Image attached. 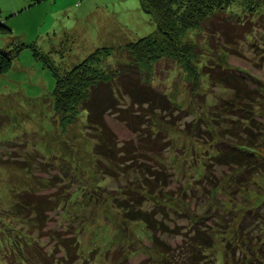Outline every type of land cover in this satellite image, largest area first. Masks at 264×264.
Instances as JSON below:
<instances>
[{
	"label": "rangeland",
	"instance_id": "374dc122",
	"mask_svg": "<svg viewBox=\"0 0 264 264\" xmlns=\"http://www.w3.org/2000/svg\"><path fill=\"white\" fill-rule=\"evenodd\" d=\"M256 6H260L264 16V0H257ZM238 7L234 11H241L245 17L251 14ZM0 17L13 31L11 37L26 45L20 56L0 74V232L4 236L21 239L27 235V223H20L9 212L14 194L32 189L57 193L59 203L49 229L63 231L66 225L76 229L81 257L78 264H147L148 257L154 264H165L161 263L160 249L153 247L155 243L147 225L131 218L141 210V203L145 210H155L159 217L165 213L178 220L170 223L172 227L211 224L214 227L211 233L215 231L213 236L217 238L211 249L213 255L219 257L217 264H223L227 248L218 233L222 236L230 232L233 223L239 222L245 236L256 238L261 234L264 219L261 224L256 222L259 216L264 218V177L243 187L234 183L229 190L211 189L210 195L200 182L204 163L214 151L212 140L199 135L195 122L199 119L211 122L214 108L209 105L216 104L215 94L219 93L218 88L209 84L207 76L195 79L185 68L176 67L171 73H161L155 80L173 103L185 109L175 119L178 124L170 129L167 139L170 144L162 154L169 184L155 195L142 187V170L138 166L133 169L130 165L118 167L105 162L107 168L116 173L113 175L107 174L102 163L97 164L94 140L86 127V113H80L66 126L61 118L52 117L55 75H64L99 48L107 47L112 51L107 60L109 64L124 63L127 44L157 30L139 0H0ZM260 31L256 39L250 37L236 47L241 54L225 52L220 44L209 42L206 34L189 31L185 41L198 45L201 53L192 66L202 72L204 65L210 70L220 62L264 80V70L255 66L261 62L264 50L261 44L257 50L250 46V41L263 42ZM5 47L6 43L0 38V49ZM32 47L41 55H35ZM106 120L121 141L135 139L133 132L116 115L108 114ZM183 122L191 126H183ZM202 126L205 127L203 123L199 127ZM17 145L25 146L24 152L20 150L22 154L37 145L39 152L48 157V161H54L50 163L54 165L47 167L46 172L34 173V169L28 172L1 163ZM148 156V160L141 158L139 163L155 160L152 154ZM220 170L221 178L229 169ZM223 179L224 183L228 180ZM53 182L55 189L51 188ZM121 204L126 207L120 208ZM222 222L226 230L219 228ZM162 240L174 249L177 258H184L185 237L171 234L164 235ZM49 244V240L44 243L50 247ZM237 246V243L232 244L240 256ZM246 248L243 256L247 253L253 259ZM229 252L232 257L233 250ZM128 255L130 259H126ZM1 258L0 253V264H6Z\"/></svg>",
	"mask_w": 264,
	"mask_h": 264
},
{
	"label": "trees",
	"instance_id": "16d2710c",
	"mask_svg": "<svg viewBox=\"0 0 264 264\" xmlns=\"http://www.w3.org/2000/svg\"><path fill=\"white\" fill-rule=\"evenodd\" d=\"M139 1L157 30L128 43L124 63L109 64L107 60L112 51L107 47L99 48L84 61L66 70L64 75H55L52 117L61 118L66 126L80 113H86V127L94 140L93 153L97 164L102 163L107 174L112 171L105 162L118 167L130 165L133 169L138 166L142 170V187L150 189L155 195L169 184L162 154L170 144H167L170 129L178 124L175 119L185 111L168 98L166 90L157 86L155 80L163 72L171 73L176 67H182L195 79L207 76L209 84L219 90L215 94L218 98L216 104L209 105L214 108L211 122L204 123L203 119L195 122L199 135L209 136L213 143L214 153L205 161L204 176L200 181L207 195H210L211 189L229 190L234 183L243 187L258 177H264V80L220 62L211 66L210 70L208 65H204L202 72L198 71L192 66L197 55L201 54L198 45L185 41L189 31H197L206 34L209 42L220 44L225 52L241 54L236 49L240 43L247 42L250 37L256 39L260 30L258 34L264 37V16L260 6H256L257 0ZM235 7L250 11L252 16L245 17L240 14L241 11H234ZM12 34L11 28L0 17V38L6 43V47L0 49V74L26 48L25 44L12 38ZM250 43L254 50L259 48V44L264 50V40L262 43ZM32 48L35 55H41ZM260 59L259 65L255 66L264 70V56ZM164 66L167 68H162ZM108 114H114L124 122L136 140L121 141L106 120ZM202 123L205 127L201 128ZM183 126L190 127L191 124L183 122ZM24 145L11 148L9 156H4L6 159L1 163L28 172L34 169V173L46 172L47 167L54 165L50 164L54 161H48V157L39 152L37 145L22 154L20 150L24 152ZM148 154H152L155 160L139 163L141 158L146 160L150 157ZM221 168L229 170L220 178L218 173ZM112 174L116 175L115 172ZM223 177L228 178L226 183ZM37 179L45 181L40 177ZM226 184L229 187L226 188ZM55 187L53 182L51 188ZM14 197L9 214L20 223H27V229L32 230H27V235L21 239L6 237L1 231V260L6 264H78L81 257L76 229L71 225L64 226L63 231L49 229L54 209L59 203L57 193L21 190ZM143 206L141 203V210L131 218L147 225L155 243L153 247L163 254L161 263L217 264L219 257L211 250L217 241L213 236L215 231L211 233L214 229L211 224L200 226L192 223L186 227H172L170 223L176 219L170 214L164 213L159 217L155 210L147 211ZM124 207L121 204L120 208ZM179 218L183 219L182 216ZM262 219L259 216L256 223H263ZM224 225L222 222L218 226L226 230ZM239 225L235 222L230 232L228 230L222 236L218 233L227 247L223 253V264H264V225L260 226L261 234L256 238L245 236L242 233L244 227ZM171 234L185 237L183 244L187 253L184 258H177L174 249L162 240L164 235ZM46 240L50 241V247L44 245ZM233 243H237L240 256L236 254V247L232 248ZM245 247L253 259L247 253L243 256ZM230 249L234 252L232 257ZM152 263L153 259L148 257L147 264Z\"/></svg>",
	"mask_w": 264,
	"mask_h": 264
}]
</instances>
